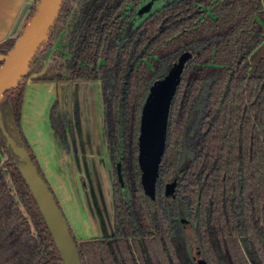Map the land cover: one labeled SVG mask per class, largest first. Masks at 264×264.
Wrapping results in <instances>:
<instances>
[{
  "label": "trees",
  "instance_id": "1",
  "mask_svg": "<svg viewBox=\"0 0 264 264\" xmlns=\"http://www.w3.org/2000/svg\"><path fill=\"white\" fill-rule=\"evenodd\" d=\"M146 1L64 0L29 72L2 93L0 264H65L9 144L28 153L53 192L22 128L30 76L102 83L114 232L78 239L67 221L82 264H196L195 252L207 264H264V0H153L139 18ZM19 35L0 42V55ZM181 63L163 153L145 184V110ZM49 120L64 144L58 98ZM173 180L176 195L168 198Z\"/></svg>",
  "mask_w": 264,
  "mask_h": 264
},
{
  "label": "rangeland",
  "instance_id": "2",
  "mask_svg": "<svg viewBox=\"0 0 264 264\" xmlns=\"http://www.w3.org/2000/svg\"><path fill=\"white\" fill-rule=\"evenodd\" d=\"M34 1L28 0L27 3L33 4ZM30 11H27L17 32L14 33L15 36L23 32ZM43 53L41 52L33 63L35 71L43 65ZM190 55L189 52L185 53L183 59L189 58ZM33 79L30 76L27 81ZM68 86L65 83L61 86L60 100L62 105L67 103L72 105L73 114L71 115H73L74 120L72 121L71 130L67 129L64 144L61 143V145L70 164H72L70 169L74 172L77 171L78 177H76L81 191L75 190V195L72 191H68V187L65 185V192L59 191V189L56 190L52 185L59 179L58 175L60 173L53 170L56 166L53 167V164L48 163L50 159L45 161L48 157L46 158L47 148L43 141L47 142L49 138L53 139L56 136L49 120L50 104L53 105L56 96L53 92L49 94L46 91V86H33L28 91L27 102L23 109L25 114L24 116L22 114V128L65 218L72 226L76 237L84 240L97 236L94 229L96 228L99 232L102 222L105 223L109 232H113L111 189L114 181V168L109 158L104 131V104L101 81H76L72 85L71 92L67 90ZM49 101L52 103L49 104ZM66 114L67 118L71 116L69 112ZM42 158L43 160H41ZM44 162L47 164V169L43 165ZM70 173L68 172V176L72 178ZM62 177L63 175L60 179ZM60 195L66 197L64 205L60 203Z\"/></svg>",
  "mask_w": 264,
  "mask_h": 264
},
{
  "label": "water",
  "instance_id": "3",
  "mask_svg": "<svg viewBox=\"0 0 264 264\" xmlns=\"http://www.w3.org/2000/svg\"><path fill=\"white\" fill-rule=\"evenodd\" d=\"M63 1L40 0L36 5V12L26 22L23 32L20 33L12 50L7 55H0V59L4 60V64L0 68V99L6 89L16 86L29 72L30 63L39 47L47 39L51 27L61 12ZM33 7L32 3H26L23 6L12 29V34L17 32L27 11ZM151 8L152 2L145 4L138 11V15L150 11ZM181 66L182 63L174 74L170 75L152 92L145 110L142 151L145 184H151L154 181L161 154L163 153L170 101L177 80L176 76L181 71ZM71 89L72 82L69 83L68 91L71 92ZM60 92L61 83H58V93ZM9 144L14 152L24 160V164L20 167L21 172L39 204L64 263L82 264L77 246L70 233L67 219L60 209L54 193L50 190L46 181L37 173L28 153L18 148L11 139H9ZM121 179L119 174V180ZM176 185L177 180L167 183L166 195L168 198L175 197ZM187 235L191 249L195 250L198 246V241L194 229L191 227L187 228ZM194 257L196 264H207L202 255L195 252Z\"/></svg>",
  "mask_w": 264,
  "mask_h": 264
},
{
  "label": "crops",
  "instance_id": "4",
  "mask_svg": "<svg viewBox=\"0 0 264 264\" xmlns=\"http://www.w3.org/2000/svg\"><path fill=\"white\" fill-rule=\"evenodd\" d=\"M27 1L28 0H0V42L5 40L6 38H8L10 35H12V28L14 27V24H15L18 16H19L22 8L27 3ZM62 85L63 84H61V86ZM72 85H73V83H72ZM33 86H35V87L46 86L47 87L46 91H48L49 94L53 92L55 96L58 92V83H56L55 81L31 80L27 83L23 109L25 108V104L27 102L28 91H30V88H32ZM35 90H37V89L35 88ZM67 90H68V88H67ZM55 99H56V97H55ZM50 102L51 101H49V104H50ZM50 105L52 106V104H50ZM24 114H25V111H23V116H24ZM43 142L47 148L46 158L48 157V159H45V161H48L50 159V161H48V163L53 164V167L56 166L55 169L53 168V170L60 173L58 175L59 179H57L56 182L52 183V185L56 188V190L59 189V191H62V192L63 191L65 192V190H66V189H64V185L67 186L68 187L67 190L72 191L73 194H75V190H77L78 192L81 191V188H79V186H78V181H77L78 176L76 173L77 171L74 172L72 169H70L72 164H70L68 157L65 155L63 148H62V145H61V141H60L59 137L57 136V134L55 137H53V139L49 138L47 140V142L46 141H43ZM37 153H39V152H37ZM41 160H43V158ZM43 165H44L45 169H47V167H46L47 164H45V162L43 163ZM48 169H49V167H48ZM68 172L69 173L71 172L70 175L72 178H70L68 176ZM72 174H73V176H72ZM62 175H63V177H62V179H60ZM65 202H66V197L60 195V203H62L64 205ZM94 231H95V233H97V236H98L99 235V232H97L98 230L95 228Z\"/></svg>",
  "mask_w": 264,
  "mask_h": 264
},
{
  "label": "flooded vegetation",
  "instance_id": "5",
  "mask_svg": "<svg viewBox=\"0 0 264 264\" xmlns=\"http://www.w3.org/2000/svg\"><path fill=\"white\" fill-rule=\"evenodd\" d=\"M149 2H152V8L155 6V2L153 1V0H148V1H146V2H144V3H142L140 6H139V8H138V10H137V16L140 18V17H142V16H144V15H146V14H148L151 10H152V8H151V10L150 11H148V12H145V13H143V14H141V15H138V11L145 5V4H147V3H149ZM63 83H65V84H67V86L69 85V83H71V82H61V84H63ZM72 83H74V82H72ZM58 98V100L60 101V112L63 114V116H64V118H65V120H66V123H67V129H69V130H71V126H72V121L74 120L73 119V115H71V114H73V108H72V105L71 104H64V105H62L61 104V100H60V93H58L57 92V94H56V99ZM70 113V117L69 118H67V114L66 113ZM112 203H113V201H112ZM101 227H100V231H99V237H102V236H105V237H108V236H110V235H112L113 234V232H114V207H113V232L111 233V232H109V229L107 228V226L105 225V223L104 222H102V225H100Z\"/></svg>",
  "mask_w": 264,
  "mask_h": 264
}]
</instances>
